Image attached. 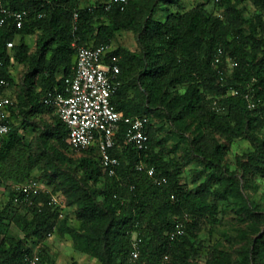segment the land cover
I'll list each match as a JSON object with an SVG mask.
<instances>
[{"label":"trees","instance_id":"1","mask_svg":"<svg viewBox=\"0 0 264 264\" xmlns=\"http://www.w3.org/2000/svg\"><path fill=\"white\" fill-rule=\"evenodd\" d=\"M208 1L216 11L200 4L168 14L164 22L154 20L158 10L180 0H130L124 11L115 5L106 10L103 3L81 7L80 0L9 1L28 16L21 29L11 20L0 26L1 76L9 82L8 90L13 87V64L26 71L9 108L11 131L0 146V185L40 181L35 173L58 180L51 195L64 199L65 209L60 219V209L48 205L46 193L34 199L39 209L16 205L17 191L7 193L10 200L0 211V228L12 205L25 209L30 218L20 236L0 239V264H27L26 255L55 232L70 235L82 254L101 264H201L199 235L216 231L223 204L235 208L246 224L245 245L236 254L212 246L202 264H264V247L255 242L264 228V207L247 197L253 179L264 180V0ZM245 1L251 2L252 13ZM122 32L136 35L138 49L118 46L112 51L121 68L113 103L127 116L149 119L147 150L126 145L127 126L121 125L110 152L120 166L110 176L101 167L97 143L83 152L74 149L81 154L76 160L67 156L73 149L69 132L56 115L53 126L39 132L37 157L12 122L21 121L24 131L37 132L32 120L54 112L44 97L60 90L72 74L73 44L112 47ZM32 36L34 50L26 42ZM9 42L14 44L10 49ZM218 49L224 57L215 65ZM166 126L176 134L180 156L168 157L160 135ZM237 140L248 142L250 149L228 164V147ZM194 162L198 167L191 177L198 185L192 188L182 177ZM139 164L154 167L156 176L167 182L156 185L137 170ZM59 166L73 170L60 171ZM178 221L184 222L185 235L172 241L169 233ZM134 236L141 239V254L131 261ZM40 257L46 264L42 245Z\"/></svg>","mask_w":264,"mask_h":264},{"label":"built area","instance_id":"2","mask_svg":"<svg viewBox=\"0 0 264 264\" xmlns=\"http://www.w3.org/2000/svg\"><path fill=\"white\" fill-rule=\"evenodd\" d=\"M10 0H0V26L11 20L17 29L24 26L28 13L16 11L8 3ZM219 3L221 0H214ZM130 0H105L103 4L106 10L113 5L124 11ZM9 42L7 47H13ZM76 50V64L72 74L64 79L60 90L50 91L43 99V103L52 108L54 113L66 125L69 132V145L79 151L88 150L97 143L101 167L114 175L115 169L120 166V161L111 156V150L115 148V137L121 125L127 126L124 143L135 147L138 151H146L148 148V136L146 128L149 124L147 117L127 116L116 109L113 97L117 93L120 81L119 57L112 54L111 47L100 46L89 48L73 44ZM224 57V51L218 49L214 63L219 65ZM13 61V59H12ZM236 64L230 62V67ZM3 63L0 60V146L2 139L11 131L9 121V108L13 101L3 95L8 90L9 82L1 76ZM233 95L236 92H232ZM216 101L214 105L216 107ZM256 104L250 102L249 108L254 109ZM140 172H146L156 185L167 182L166 178L157 177L154 167H146L143 164L137 166ZM46 193L50 195L48 205L60 209L59 218L64 217L65 202L62 198L51 195V190L40 181L30 180L24 185L17 186V193L13 202L16 205L36 207L34 199ZM185 235L183 221H178L171 233L173 241ZM49 237H52L49 235ZM41 244L34 247L29 255H26L27 264H41ZM141 239L134 236L132 241L131 261L139 259L141 254ZM164 261H169L165 256Z\"/></svg>","mask_w":264,"mask_h":264},{"label":"rangeland","instance_id":"3","mask_svg":"<svg viewBox=\"0 0 264 264\" xmlns=\"http://www.w3.org/2000/svg\"><path fill=\"white\" fill-rule=\"evenodd\" d=\"M105 0H80L81 7H91L97 5L98 3H103ZM206 5L209 12L216 11V8L213 6V3L208 0H180V4L178 5H163L160 10L154 16L155 21L164 22L168 14L175 13L177 11H188L197 5ZM244 5L247 7V12L252 13L254 11L253 6L250 1H245ZM36 36L26 38V42L31 46L34 50L35 48ZM19 42V38L16 39L15 43ZM118 46H122L132 51H137L138 45L136 41V35L132 32H122L117 37L116 41L113 43L111 50L113 51ZM26 71V68L20 65L13 64L10 70V76L13 80V87L6 91V97H9L11 100H15L17 93L22 85L23 75ZM133 92H131V95ZM141 96V95H140ZM143 95L140 97L142 98ZM57 117L54 112H50L48 114L43 115L38 119L32 120L36 126H38V131H32L28 129L24 131L22 129L21 121L12 122V128H16L20 131L22 135L25 136L28 144L35 151L37 157L40 155L39 153V143L37 137L39 132L46 127H52L54 118ZM156 124V123H155ZM157 125V124H156ZM160 135L166 141V145L170 153L168 157H173L174 155H181V147L179 150H176L177 147V139L174 130H172L169 126H166L164 130L160 131ZM250 149V144L244 140H237L231 143L228 147L226 163L235 164L236 157L243 155ZM67 156L72 158L73 160L78 159L81 154L76 152L74 149L68 150ZM43 165L42 161L40 162ZM198 167V164L191 163L185 168V172L182 177V183L189 184L192 188L198 185V182H193V178L191 177V170ZM60 171H70L67 166H59ZM73 170V169H72ZM71 170V171H72ZM76 176L81 177V173L76 172ZM34 177L39 179L44 186L48 188L54 189L55 187H59V181L55 180L54 182H50L45 176H39L38 174H34ZM17 191V186L15 185H0V211H2L3 206L8 203L10 200L7 197V193ZM63 191V190H62ZM64 192V191H63ZM247 197H251L256 200L261 206L264 207V180L255 178L253 179L252 186L247 190ZM64 201V199H63ZM72 211H74L73 207H70ZM30 218L29 212H27L23 208H18L16 206L11 207V211L8 215L5 216V220L3 225L0 228V239L4 235H8L11 237L20 236V229L23 227V224L26 220ZM239 213L236 212L235 208L232 206H228L227 204H223L221 208V213L219 214V222L220 224L216 228V231L208 235V232L204 230L199 235L200 241L203 243V248L200 254V263H204L208 257V251L212 246H217L226 250L233 252L236 254L239 252L242 247L245 245L244 236L246 231V224L242 223L240 220ZM76 227L78 223L75 222ZM262 230V229H261ZM244 232V233H243ZM263 236H264V228L262 232L257 235L255 242L263 245ZM246 238V236H245ZM44 252L48 256V261L46 264H101L97 259L82 254L76 247V243L72 239L70 235H60L57 232L54 233L52 237H49L43 244Z\"/></svg>","mask_w":264,"mask_h":264}]
</instances>
